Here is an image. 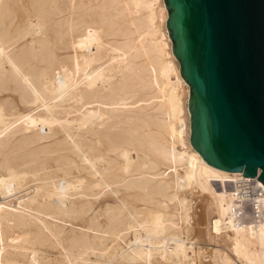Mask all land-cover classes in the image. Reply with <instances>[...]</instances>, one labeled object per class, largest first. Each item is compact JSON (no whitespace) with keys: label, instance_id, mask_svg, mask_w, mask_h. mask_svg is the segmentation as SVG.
<instances>
[{"label":"bare ground","instance_id":"bare-ground-1","mask_svg":"<svg viewBox=\"0 0 264 264\" xmlns=\"http://www.w3.org/2000/svg\"><path fill=\"white\" fill-rule=\"evenodd\" d=\"M167 18L0 0V264H264V223L228 215L242 172L189 141Z\"/></svg>","mask_w":264,"mask_h":264},{"label":"water","instance_id":"water-1","mask_svg":"<svg viewBox=\"0 0 264 264\" xmlns=\"http://www.w3.org/2000/svg\"><path fill=\"white\" fill-rule=\"evenodd\" d=\"M192 147L264 185V0H163Z\"/></svg>","mask_w":264,"mask_h":264},{"label":"built area","instance_id":"built-area-1","mask_svg":"<svg viewBox=\"0 0 264 264\" xmlns=\"http://www.w3.org/2000/svg\"><path fill=\"white\" fill-rule=\"evenodd\" d=\"M253 176L240 174L232 181L229 207L231 224L236 228H251L264 223V185Z\"/></svg>","mask_w":264,"mask_h":264},{"label":"rangeland","instance_id":"rangeland-1","mask_svg":"<svg viewBox=\"0 0 264 264\" xmlns=\"http://www.w3.org/2000/svg\"><path fill=\"white\" fill-rule=\"evenodd\" d=\"M218 186L215 184V188H217Z\"/></svg>","mask_w":264,"mask_h":264}]
</instances>
